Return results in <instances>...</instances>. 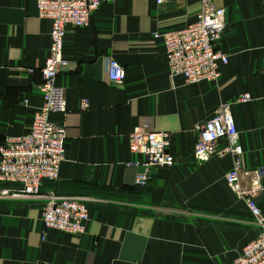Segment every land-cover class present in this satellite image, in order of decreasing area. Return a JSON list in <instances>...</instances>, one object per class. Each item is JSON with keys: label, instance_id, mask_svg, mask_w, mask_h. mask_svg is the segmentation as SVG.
Here are the masks:
<instances>
[{"label": "crops", "instance_id": "1", "mask_svg": "<svg viewBox=\"0 0 264 264\" xmlns=\"http://www.w3.org/2000/svg\"><path fill=\"white\" fill-rule=\"evenodd\" d=\"M212 2L223 8L214 45L226 62L209 81L170 77L161 39L151 35L193 21L200 0H111L86 25L66 29L68 69L55 78L66 110L50 116L64 127V159L39 196L0 199V264H231L253 239L255 221L223 179L234 158L197 164L191 150L196 124L230 103L240 169L249 173L240 185L255 179L264 220V0ZM49 27L34 0H0V141L26 133L41 103ZM106 56L123 67L121 83L108 81ZM240 94L250 99L234 102ZM145 121L169 132L171 166L127 165L142 162L128 134ZM139 174L144 186L133 184ZM49 193L86 198L82 234L46 230L40 239L41 196Z\"/></svg>", "mask_w": 264, "mask_h": 264}, {"label": "built area", "instance_id": "2", "mask_svg": "<svg viewBox=\"0 0 264 264\" xmlns=\"http://www.w3.org/2000/svg\"><path fill=\"white\" fill-rule=\"evenodd\" d=\"M108 1L111 0H34L37 16L47 19L50 25L47 55L40 68L41 103L33 112L26 133L4 136L0 141V199L39 196L41 183L57 178L58 167L64 159L65 132L63 125L50 116L62 115L66 110L63 88L55 82L56 75L68 69L69 61L62 53L63 37L67 28L86 25L99 5ZM224 25L223 8L214 6L212 0H200L193 21L180 28L153 31L152 37L160 38L163 45L167 74L170 77L181 75L185 83L214 80L218 63L226 62L225 55L214 45ZM104 71L110 83L119 84L124 79L123 67L113 58L104 57ZM249 99L247 94H240L234 102ZM80 105L82 107L84 101ZM229 105L227 102L219 104L208 118L196 124L197 136L191 155L197 164L225 154L234 158L232 168L223 179L235 198L244 201L257 233L231 264H264V220L252 199L257 183L252 178L249 185H240L241 178L249 173L240 169L241 151ZM169 138V132L149 130L148 122H143L128 134L129 152L142 157V162L127 165L171 166L173 158L167 152ZM222 139L224 145L219 143ZM146 182V175L139 174L133 184L144 186ZM41 197V240L46 230L71 235L84 232L88 221L85 197L50 193Z\"/></svg>", "mask_w": 264, "mask_h": 264}]
</instances>
